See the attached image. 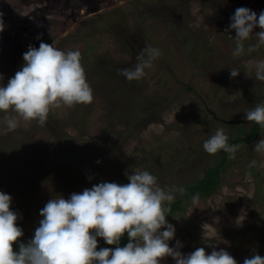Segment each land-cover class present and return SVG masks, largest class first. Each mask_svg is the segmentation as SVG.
<instances>
[{
  "label": "rangeland",
  "instance_id": "1",
  "mask_svg": "<svg viewBox=\"0 0 264 264\" xmlns=\"http://www.w3.org/2000/svg\"><path fill=\"white\" fill-rule=\"evenodd\" d=\"M242 7L259 17L264 0H0V86L22 69L29 46L43 42L80 51L94 95L90 105L52 111L45 126L21 121L9 132L0 113V192L11 196L19 217L18 244L34 237L49 200L100 183L127 184L136 170L154 175L161 188L183 187L186 195L223 156L206 153L205 140L221 127L231 142L237 132L251 133L254 123L245 114L264 102L254 68L264 47L248 53L253 36L245 54L233 58L236 33L229 26ZM146 46L161 55L130 82L119 70L134 68ZM232 68L240 72L235 78ZM262 138L259 128L234 159L228 155L211 196H199L195 205L189 198L167 214L175 228L170 247L179 241L184 256L223 249L237 264L264 257V155L254 151ZM253 160L257 165L249 168ZM174 196L173 202L183 197Z\"/></svg>",
  "mask_w": 264,
  "mask_h": 264
},
{
  "label": "clouds",
  "instance_id": "2",
  "mask_svg": "<svg viewBox=\"0 0 264 264\" xmlns=\"http://www.w3.org/2000/svg\"><path fill=\"white\" fill-rule=\"evenodd\" d=\"M2 16L0 13V32L4 30ZM257 27L261 31L253 35ZM229 28L236 33L233 58L245 54V44L253 36L256 43L249 44L247 52L264 47V12L257 17L247 8H238ZM160 55L158 48L146 46L137 55L134 68L121 69L119 74L130 82L138 81L146 75V69L154 67ZM23 59L22 69L6 86H0V113L4 114L7 131H15L21 121L45 126L52 111L93 102V90L79 50L64 51L42 42L38 49L29 46ZM254 68L256 80L264 82V60L255 62ZM239 74L237 69H230L232 78ZM245 119L264 131V102L249 109ZM228 141L221 127L204 141L203 149L210 155L223 150L229 159H234L239 145H229ZM254 151L264 155V138L254 145ZM256 165L253 160L249 168ZM127 178V184L100 183L82 193H73L70 199L49 200L40 211L43 219L34 237L26 245L20 243L18 252L13 245L23 236L17 226L19 217L11 210V196L0 192V264H161L166 257L175 264H237L223 249L208 255L204 248H197L184 256L179 251V241L175 248L170 247L168 242L174 238L175 228L166 220V205L175 200L174 193L183 196L185 189L175 185L161 188L148 171L136 170ZM198 201V194L192 197L194 205ZM125 233L129 242L119 247ZM97 237L107 245L117 246L98 251ZM243 264H264V257L256 254L245 258Z\"/></svg>",
  "mask_w": 264,
  "mask_h": 264
},
{
  "label": "trees",
  "instance_id": "3",
  "mask_svg": "<svg viewBox=\"0 0 264 264\" xmlns=\"http://www.w3.org/2000/svg\"><path fill=\"white\" fill-rule=\"evenodd\" d=\"M259 126L254 124V126L252 127L251 133L249 135L246 136V132L245 131H241L240 134L237 132L235 134V138H237L236 140H233V142H231V139H229V145H241L247 142L252 141L257 132L259 131ZM233 135V134H232ZM240 135V137H239ZM233 138V137H231ZM223 156L221 157V159H219V165H212L210 167L207 168V171L205 172V174L203 175V178L201 180H199L195 185L191 186L188 188V192L186 195H183V197L181 199H178L177 201L171 203L170 205H166V207L169 208V211L167 214H171L178 211V210H182V204L185 200L192 198L193 196H196L198 194V196L202 197V198H207L209 196H211L215 190L218 188V186L220 185V180H219V173H220V169L223 166V164L225 163V161L228 158V153H225L223 150ZM129 242V238L127 233H125L123 235V237L121 238V241L119 243V247H124L127 245V243ZM26 245V244H25ZM97 250L99 251L101 248H115L117 245H107L105 243V241L103 240V238L98 237L97 239ZM15 252L19 251V244L15 243L14 244Z\"/></svg>",
  "mask_w": 264,
  "mask_h": 264
},
{
  "label": "water",
  "instance_id": "4",
  "mask_svg": "<svg viewBox=\"0 0 264 264\" xmlns=\"http://www.w3.org/2000/svg\"><path fill=\"white\" fill-rule=\"evenodd\" d=\"M216 120L221 121V122H224V123H226V124H234V123L238 122V121H232V120H230V121H225V120H221V119H219V118H216Z\"/></svg>",
  "mask_w": 264,
  "mask_h": 264
}]
</instances>
